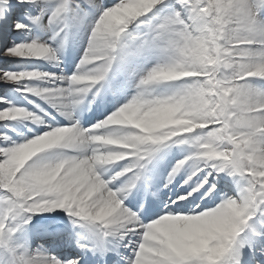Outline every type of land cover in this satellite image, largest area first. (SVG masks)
<instances>
[{"label": "snow or ice", "instance_id": "1", "mask_svg": "<svg viewBox=\"0 0 264 264\" xmlns=\"http://www.w3.org/2000/svg\"><path fill=\"white\" fill-rule=\"evenodd\" d=\"M0 264H264V0H0Z\"/></svg>", "mask_w": 264, "mask_h": 264}]
</instances>
